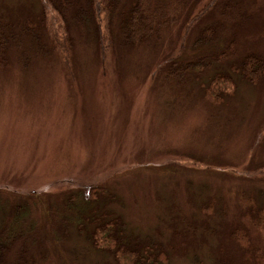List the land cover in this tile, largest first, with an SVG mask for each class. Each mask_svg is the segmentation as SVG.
Segmentation results:
<instances>
[{"label":"rangeland","instance_id":"1","mask_svg":"<svg viewBox=\"0 0 264 264\" xmlns=\"http://www.w3.org/2000/svg\"><path fill=\"white\" fill-rule=\"evenodd\" d=\"M128 1L114 7L104 43L82 23L83 9L66 11L68 62L59 56L54 14L43 28L42 0H0V24L10 31L0 53V221L14 212L13 221L31 224L41 238L29 243L31 253L47 249L36 264H118L61 222L63 199L81 198V186H107L119 214L162 241L171 234L169 206L200 218L172 264H215L212 245L233 244L227 226L244 218L241 193L264 190V83L242 80L220 106L192 82L168 85L163 56L177 42L185 59L203 53H189L192 33L183 40L178 23L146 44L127 43L118 26ZM242 5L220 19V37L236 32L246 42L239 51L251 43L264 52V0ZM214 193L225 204L222 216L195 206Z\"/></svg>","mask_w":264,"mask_h":264},{"label":"trees","instance_id":"2","mask_svg":"<svg viewBox=\"0 0 264 264\" xmlns=\"http://www.w3.org/2000/svg\"><path fill=\"white\" fill-rule=\"evenodd\" d=\"M42 1L43 28L44 25L49 27V20L54 14L51 25L56 21V32L61 35V39H58L61 42L59 56L68 62L72 43L63 20L66 11L83 9L89 18L85 15L82 23L87 21L86 25L95 27L97 40H103L101 43H104L109 37L111 13L119 3V0ZM219 1L129 0L119 13L118 26L121 36L124 35V40L130 45L156 40L163 29L173 23H178L179 37L183 40L192 33V48L188 52L203 54L185 59L181 56L182 40L177 42L178 48L163 56L165 66L162 68V78L171 86H184L187 82L198 85L205 98L214 106L222 105L242 80L251 85L259 81L264 83V52L258 49L261 45L249 43L248 48L239 51L238 48L245 46L246 42H241L236 32L223 39L220 37L223 31L220 19L240 11L243 7L242 0H227L222 2L223 8L216 9ZM187 7L188 13L182 16ZM8 28L6 24H0V53L3 54L6 36L10 35ZM218 40L220 41L216 43ZM106 49L105 47V51ZM237 51L241 55L233 59ZM81 188V198L70 195L63 199L64 213L61 215V222L69 224L83 240L96 250L107 252L118 264H172L174 255H183L182 252L186 251L188 236L197 228L195 221L201 222L200 218L191 213L184 215L180 206L175 205V209L169 206L171 234L166 241H162L159 237L142 233L139 228L127 222L114 208L117 203L116 195L107 186L96 184L85 185L84 190L82 186ZM217 195L220 194L214 193L204 199H197L195 206L200 211L208 212L206 209H210L213 214L222 216L225 204ZM241 195L246 200L245 206H241V216L244 218L227 226L229 238L231 237L229 240L233 244L226 248L219 243L212 245L214 253L210 255V259L215 264H261L258 257L259 253H264V190H254L247 194L242 192ZM0 206H3L0 209V213H3L6 206ZM11 214L14 215V212L8 214L5 222L0 221V264H36L37 260L44 258L47 249L45 252L40 249L39 256L35 257L30 251L29 243L34 246L38 244L40 235L33 234L32 226L25 218L13 221ZM210 214L212 213L206 215ZM204 228L207 226L204 225ZM61 246L66 249L62 243ZM14 248L15 253H12Z\"/></svg>","mask_w":264,"mask_h":264}]
</instances>
